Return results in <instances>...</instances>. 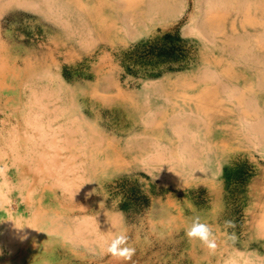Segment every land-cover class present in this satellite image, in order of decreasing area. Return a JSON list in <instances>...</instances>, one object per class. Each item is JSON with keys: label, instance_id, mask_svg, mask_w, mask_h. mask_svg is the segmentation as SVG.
Wrapping results in <instances>:
<instances>
[{"label": "rangeland", "instance_id": "obj_1", "mask_svg": "<svg viewBox=\"0 0 264 264\" xmlns=\"http://www.w3.org/2000/svg\"><path fill=\"white\" fill-rule=\"evenodd\" d=\"M238 1L209 21L205 0H0V264H264V50L225 46L264 19Z\"/></svg>", "mask_w": 264, "mask_h": 264}, {"label": "bare ground", "instance_id": "obj_2", "mask_svg": "<svg viewBox=\"0 0 264 264\" xmlns=\"http://www.w3.org/2000/svg\"><path fill=\"white\" fill-rule=\"evenodd\" d=\"M238 1V0H237ZM254 1L256 2V0H239L238 1V8H239V10H237L238 11V14L239 13H241L240 15H241V17L242 18H244V20H246V21H249L250 22V24L253 22V20H252V13L253 12H256V14L257 15H255L259 20L260 19H264V3L262 4H258V5H256L255 3H254ZM233 3H234V0H205V4H206V10H205V12H204V17H205V19L206 18H210V19H208L209 21H213V18H214V16H216L217 14L218 15H221L222 16V18H223V20L225 21V20H227L228 19V16L231 14L230 12H231V8H232V5H233ZM34 6V5H33ZM48 6V5H47ZM50 7H52L53 8V6L50 4ZM163 10H164V5H161V4H159V3H153V1L152 2H149L146 6H145V8H144V14L146 15H154V14H157V13H162L163 12ZM61 12V11H60ZM154 13V14H153ZM240 15H236L233 19H232V22H230V28L231 29H234V27H235V25H236V21H237V19H239V17H240ZM168 17H170V16H168ZM170 18H173V15L170 17ZM164 19V18H163ZM146 20L148 21V19L146 18ZM152 22L154 21V20H151ZM221 21V20H220ZM207 24V23H206ZM209 25L207 24V27H208ZM215 26L217 27V25L215 24ZM244 26V25H243ZM230 29V30H231ZM196 30H198L199 31V33L200 34H203L204 35V33H206V32H203V30H205V27H200L199 29H196ZM206 31V30H205ZM208 31V30H207ZM222 34V33H221ZM233 34V33H232ZM245 34H248V33H245ZM231 36H233V35H231ZM229 37V38H227V41L225 42V46H227V47H240V48H242V49H245V50H247L249 47H257V48H259V49H261V50H264V26H263V28H262V32H261V34H260V37L259 38H257L255 41H252V40H249V37L248 36H240V37H236L235 38V36H233V37ZM242 37L244 38V42H241L239 39L241 38L242 39ZM210 38V37H209ZM131 39H135V37H132ZM238 43H240V45L238 44ZM64 45V44H63ZM66 45V44H65ZM239 52V51H238ZM253 60H255V61H257L256 59H253ZM35 64V63H34ZM230 67H232V66H230ZM255 67V66H254ZM229 71V70H228ZM216 73V72H215ZM264 76V75H263ZM62 85H60V84H57L56 83V87H55V89L56 90H58V92H64V91H67V89H65V88H62L61 87ZM39 93H40V91H39ZM44 93V92H43ZM51 93V92H50ZM49 93V94H50ZM207 96V95H206ZM40 98L41 97H39V100H40ZM34 99H35V97H34ZM36 99H38V98H36ZM209 99H212V98H209ZM38 100V101H39ZM35 101H37V100H35ZM45 107V106H44ZM218 108H219V106H217ZM55 108V107H54ZM63 109V108H62ZM39 110V112L37 113V115H44V113H49L50 111L49 110H45V109H38ZM55 110V109H54ZM54 112V111H53ZM38 116V117H39ZM40 119V118H39ZM32 120H33V118H32ZM263 120V119H262ZM35 121H37L36 119H35ZM75 120H72L71 118H68L67 120H65V125H67L68 123H73ZM259 121V120H258ZM261 121V120H260ZM264 121V120H263ZM34 123V122H33ZM32 123V124H33ZM37 123V122H36ZM148 124V123H147ZM153 124V123H152ZM260 124H263V123H260ZM39 125V124H38ZM65 125H63V124H61L60 125V127H63V126H65ZM76 126H75V129L76 130H74L73 132H75V133H80L82 136V138H84L85 139V136L83 135V125H81V124H75ZM36 126V125H35ZM39 126H41L40 128H41V130H40V132H39V135H38V140H39V142L41 143V145H43V146H49V148L51 147V148H54L55 150H64V149H69L68 148V146L65 148V147H59L60 145H58V142L56 141V140H53V139H51L49 136L51 135L50 133H46V132H43V129H42V125H39ZM263 126V125H262ZM252 127V126H251ZM48 128V127H47ZM253 128V127H252ZM256 128V127H255ZM259 128H261V127H259ZM37 129V128H36ZM178 129V128H177ZM262 129H264L263 127H262ZM262 129H260V131L262 130ZM67 132V131H66ZM71 132V130H68V133H70ZM92 133H94V132H92ZM96 134V133H95ZM181 134H183V132H181ZM189 136H192V138L194 137V133L193 132H189V134H188ZM33 143V142H32ZM93 144V143H92ZM38 147V146H37ZM93 148V147H92ZM188 149V146H184V150L186 151ZM53 150V149H52ZM189 150V149H188ZM125 151V150H124ZM130 151H131V149H130ZM140 152V151H139ZM162 152V151H161ZM57 153H55L54 155H56ZM79 154H83V151H81V150H79ZM78 154V155H79ZM35 155V154H34ZM71 155L73 156V159H75V157H78L76 154H74V153H72L71 152ZM91 155V154H90ZM51 156V155H50ZM58 156V155H57ZM87 155H85V157H86ZM121 156V155H120ZM158 156H162L160 153H159V155ZM32 157H34V156H32ZM44 157H45V155H44ZM52 157H53V155H52ZM123 157V156H122ZM35 158V157H34ZM120 158V157H119ZM42 159V158H41ZM54 159V158H53ZM52 159V160H53ZM49 160V159H48ZM47 161V160H46ZM83 162H87V161H83ZM50 163H51V160H50ZM52 164V163H51ZM57 164V163H56ZM59 164V163H58ZM67 165V164H66ZM87 167H85L84 169H83V171L85 172L86 171V169L90 166V164L87 162ZM45 166V165H44ZM48 167H49V165H48ZM51 167H53L54 169H55V167L54 166H51ZM70 167V166H69ZM57 168H59V167H57ZM72 168V167H71ZM76 168V166L74 165V169ZM47 169V168H46ZM54 169H53V171H54ZM48 170V169H47ZM50 170V169H49ZM65 170H67V168L66 169H64V171ZM50 171H52V170H50ZM55 173V172H54ZM65 175H67V174H69V173H71V171H70V169L69 170H67L66 172H63ZM70 180V179H69ZM72 180V179H71ZM28 181V180H27ZM69 183V182H68ZM71 184H73V183H71ZM71 184H65V185H71ZM70 189L72 188V187H69ZM49 219V218H48ZM45 220V219H44ZM80 220V219H79ZM88 220H89V218H88ZM87 221V220H86ZM43 222V221H42ZM41 222V223H42ZM80 222V221H79ZM83 222H85V220L84 221H82V222H80V224L81 223H83ZM88 222V221H87ZM93 222V221H92ZM86 224V223H85ZM90 224V223H89ZM88 224V225H89ZM78 226V225H77ZM79 226H81V225H79ZM91 226V225H90ZM51 227V226H50ZM96 227V226H95ZM52 228V227H51ZM66 228V227H65ZM77 229V228H76ZM84 229V228H83ZM96 229V228H95ZM11 230H12V228H11ZM75 230V229H74ZM78 230H80V228H78ZM85 230V229H84ZM2 231H4V226L3 225H0V233L2 232ZM9 231V230H8ZM28 231V230H27ZM93 231H95V230H93ZM81 232V231H80ZM98 232V231H97ZM75 233H76V231H75ZM74 233V234H75ZM89 233V232H88ZM96 233V232H95ZM6 234V233H5ZM11 234V233H10ZM73 234V233H72ZM78 234V233H77ZM8 236V235H7ZM11 236V235H10ZM86 241V240H85ZM82 242V241H81ZM87 244H88V242H87ZM86 244V245H87ZM93 245V244H92Z\"/></svg>", "mask_w": 264, "mask_h": 264}, {"label": "clouds", "instance_id": "obj_3", "mask_svg": "<svg viewBox=\"0 0 264 264\" xmlns=\"http://www.w3.org/2000/svg\"><path fill=\"white\" fill-rule=\"evenodd\" d=\"M232 224V221H225L226 226L230 227ZM107 234L109 238L106 242V253L120 260H131L136 248L130 243V237L127 233L124 231H108ZM185 234L190 240H199L209 250H215L217 247L213 226L206 221H202L199 216L192 219L190 226L185 230Z\"/></svg>", "mask_w": 264, "mask_h": 264}]
</instances>
